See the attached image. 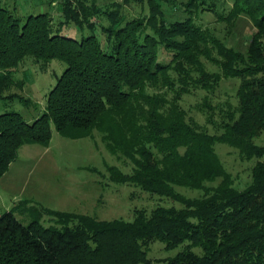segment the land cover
I'll list each match as a JSON object with an SVG mask.
<instances>
[{
    "label": "trees",
    "instance_id": "1",
    "mask_svg": "<svg viewBox=\"0 0 264 264\" xmlns=\"http://www.w3.org/2000/svg\"><path fill=\"white\" fill-rule=\"evenodd\" d=\"M99 2L58 0L56 22L51 10L21 15L0 0V99L17 97L4 92L27 58L66 65L40 117L29 123L19 113L0 115V179L24 145L49 146L53 128L69 139L99 131L109 151L133 166L131 173L110 167L111 181L180 207L139 210L133 221L55 211L75 222L60 227H46L39 218L25 225L7 211L0 215V264H151L147 250L155 241L167 250L184 245L169 264H264V145L255 143L264 134V0ZM131 3H146L148 14L121 15ZM204 13L230 25L248 18L254 33L245 49L204 27ZM66 26L88 34L65 35ZM236 78V103L215 102L221 83ZM196 91L206 93L198 105L205 125L183 106ZM219 143L237 149L243 161L257 160L245 189L235 187ZM177 187L200 195L185 196Z\"/></svg>",
    "mask_w": 264,
    "mask_h": 264
},
{
    "label": "rangeland",
    "instance_id": "2",
    "mask_svg": "<svg viewBox=\"0 0 264 264\" xmlns=\"http://www.w3.org/2000/svg\"><path fill=\"white\" fill-rule=\"evenodd\" d=\"M10 7H16L21 15L30 13L52 12L55 21L59 22L58 0L49 6V0H5ZM121 3L123 0H100V5ZM228 1H226L227 3ZM229 1L220 7L221 14L226 15ZM121 15L128 18H139L148 14V6L136 3L124 4ZM180 18V12L175 13ZM200 23L204 27L212 28L228 46L241 50L252 38L254 27L248 18L242 17L235 25L228 21L218 19L211 13L200 15ZM199 16V17H200ZM58 17V18H57ZM201 18V17H200ZM199 21V20H198ZM101 25L109 26L107 19L101 20ZM65 35L80 39L84 33L79 32L75 26H66ZM98 40L105 45L106 40L100 27L95 31ZM210 69H215L208 65ZM66 65L60 60H52L46 66L27 58L23 65L14 72L16 83L5 90L4 95H17L14 99H0V115L5 113H19L24 120L31 123L40 117L46 108L47 95L56 85ZM240 79L224 80L216 95L215 102H225L231 99L236 103V93ZM23 86V87H22ZM204 91H196L185 96L183 106L201 124L205 125V118L198 105L203 102ZM217 115L215 116L216 119ZM210 133L216 130L209 125ZM258 145H264V134L255 139ZM226 169L235 179V187L245 189L250 181L252 168L257 160L243 161L237 149L228 144L216 145ZM118 167L124 173L132 172L129 160L119 159L109 151L102 134L95 131L92 137L82 139H69L62 137L53 128V138L48 147L35 144L25 147L18 158L12 163L9 170L0 179V215L13 211L15 216L25 225L33 219L39 218L42 225L58 226L63 223L74 224V221H62L55 211L87 214L100 220L124 219L133 221L136 211L151 212L158 206L175 205L179 203L159 195H153L141 190L131 183H116L110 179L109 168ZM180 193L189 197H198L200 191L183 187L176 188ZM184 245L167 250L162 241L153 242L147 250V258L151 264H169L166 260L175 257L183 250ZM200 252L199 249H196Z\"/></svg>",
    "mask_w": 264,
    "mask_h": 264
},
{
    "label": "crops",
    "instance_id": "3",
    "mask_svg": "<svg viewBox=\"0 0 264 264\" xmlns=\"http://www.w3.org/2000/svg\"><path fill=\"white\" fill-rule=\"evenodd\" d=\"M33 145H35V144H26V145H24L21 149H20V151H19V154H20V152L25 148V147H27V146H30V147H33ZM41 145V144H40ZM46 147H48V146H46ZM12 165V164H11ZM10 168V167H9Z\"/></svg>",
    "mask_w": 264,
    "mask_h": 264
}]
</instances>
